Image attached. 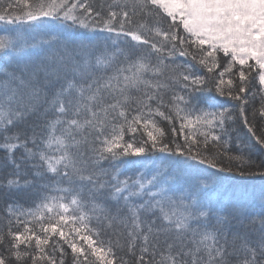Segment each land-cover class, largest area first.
<instances>
[{
    "label": "snow or ice",
    "instance_id": "snow-or-ice-1",
    "mask_svg": "<svg viewBox=\"0 0 264 264\" xmlns=\"http://www.w3.org/2000/svg\"><path fill=\"white\" fill-rule=\"evenodd\" d=\"M197 63L222 69L231 110ZM253 82L264 92V0H0V190L40 201L8 206L23 231L0 229V264H65L68 249L73 264H264ZM237 107L250 141L233 171L209 143Z\"/></svg>",
    "mask_w": 264,
    "mask_h": 264
},
{
    "label": "trees",
    "instance_id": "trees-1",
    "mask_svg": "<svg viewBox=\"0 0 264 264\" xmlns=\"http://www.w3.org/2000/svg\"><path fill=\"white\" fill-rule=\"evenodd\" d=\"M88 2L91 3L95 9H99L102 4H106L110 2V0H88ZM180 31L182 32V29H180ZM101 35H107V33H103ZM220 56L222 57L223 54L221 53ZM183 59L184 58H180L181 61ZM221 63H224V61L222 60ZM195 69L198 72V74L209 78L208 86L211 87L212 91L211 92L205 91L203 95L205 97H216L218 102L222 101L224 107L229 108L231 110L233 104H235L236 102L229 101L227 100L226 97L220 98L217 96L215 92L214 81L216 79V76L218 75V71L222 69H218L216 75L207 73L206 70L202 69V67L198 63L195 64ZM258 89H259L258 82H253L251 85V91L248 94V103L246 105V112H247L249 121L253 122L256 125L257 132L259 134V130L261 127V121L259 120L258 116L255 121H253V117H252L253 110L259 109L260 104H261V97H264V92H260L258 91ZM252 92L256 93L254 98L251 95ZM203 106H206V105H203ZM233 114H234V122L229 123L228 134L224 136V139L219 144H213L212 142H210L209 152L217 154L218 159L223 162L225 167L231 166L233 167V171H235L236 170L235 166L237 162L230 161L228 157L239 155L241 154L242 151L246 152L247 146L249 145L250 136L247 133V129L244 127L242 119L240 118L239 107L235 109ZM161 126L167 128L169 138H171L172 136L171 126L167 125V122H164V121H161ZM176 127L179 128V124H177ZM185 131H188V130L186 129ZM192 134L197 136L201 140L203 139L202 137L198 136V131L196 129H193ZM180 142L183 143L182 138L180 139ZM2 157H3V153L0 152V158ZM252 170L254 171L255 169L253 168ZM8 171L9 169H4L2 172H0V180H2L5 184L8 178L7 177ZM220 175H224V173H221ZM257 186H258V181H257ZM6 192H7L6 189L0 190V229H2L6 233L9 228V220H11L12 221L11 227L13 229L19 227L20 231L22 232L23 227H22V224L17 223L16 214H13L12 216L8 215V206L10 204L14 205L17 210V213L19 212L27 213L29 210L35 212L36 205L40 201L34 195V190L30 188H25L20 191L13 190L10 194H5ZM22 220H32V218L28 217L27 215H24L22 217ZM30 226L34 227L35 223L31 224ZM69 227H71V225H69ZM65 230L67 231V229ZM105 239H107V237H105ZM33 244H34V241H33ZM119 255L122 256L123 253L121 252L119 253ZM64 259H65V264H73L70 249H68V253ZM124 259H128V257L124 256ZM57 260H59V254H57ZM29 264H31V261H29Z\"/></svg>",
    "mask_w": 264,
    "mask_h": 264
}]
</instances>
